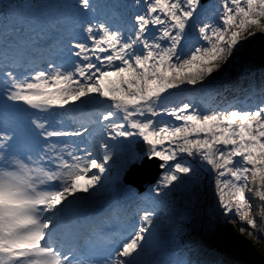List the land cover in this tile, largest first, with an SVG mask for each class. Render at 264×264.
I'll list each match as a JSON object with an SVG mask.
<instances>
[{"label":"snow or ice","instance_id":"snow-or-ice-1","mask_svg":"<svg viewBox=\"0 0 264 264\" xmlns=\"http://www.w3.org/2000/svg\"><path fill=\"white\" fill-rule=\"evenodd\" d=\"M70 8L59 41L68 58L19 72L26 42L0 44V264H142L162 198L184 177L195 182L186 158L213 174L226 222L259 241L264 228L248 216L254 200L264 203V103L206 109L176 103L174 90L207 87L244 41L264 34V0H71ZM145 160L161 174L139 223L103 251L78 243L88 223L77 214L81 195Z\"/></svg>","mask_w":264,"mask_h":264},{"label":"rangeland","instance_id":"rangeland-1","mask_svg":"<svg viewBox=\"0 0 264 264\" xmlns=\"http://www.w3.org/2000/svg\"><path fill=\"white\" fill-rule=\"evenodd\" d=\"M100 2L127 5L133 3L134 0H100ZM210 2L216 3L217 0H210L207 4L211 5ZM70 3L71 0H0V28L7 25L10 33L0 34V44L9 38L15 39L18 35L21 36L16 32L14 35L11 34V25L16 23L17 30L22 28H26L22 30H30L29 38H27L30 41V47L26 43L28 48L25 53V55L28 54L26 60L33 58L31 56L38 57L40 54L41 45H32L33 40L42 41L43 46L50 43L38 68H44L48 61L59 62L68 58L67 49L59 41L71 22ZM135 11L131 8L120 9V13L124 16L133 15ZM32 33L37 35L32 36ZM40 36L46 37L40 40ZM34 64L36 63L33 60L24 67L19 65L17 71L37 69L33 67ZM261 76L264 77V34L257 32L255 37L243 42V46L235 54V59L216 74L211 84L205 82L207 87L201 88L198 85L193 90L185 86L182 90H174L175 102L191 101L203 108L217 110L226 106L243 110L255 109L264 103V88L262 94L256 95L254 106L242 107L238 103L243 96H247L252 82H261ZM236 80L238 81L231 83ZM234 89L235 93H233ZM236 90L239 91L240 99L235 102ZM213 102L217 105H212ZM94 135L99 138V131H95ZM76 140L79 143L80 138ZM186 159L196 170L195 176L191 178L195 182L192 183L189 177H184L185 183L179 189H173L167 198H162L163 203L158 208V218L155 221L156 238L146 245V252L140 257L142 264H162L163 261L179 257L189 261L192 254L200 257L201 261L206 264H216L218 257L221 256L219 252L225 254V257L220 259L221 264H255L257 260L254 256L241 253L238 248L232 246L233 243H239V238L242 236H248V232L241 235L240 222L233 227L222 216L214 195L213 174L198 160ZM103 185L98 191L87 195L82 194L80 197L84 203H97L102 207L99 209L101 214L87 221L86 226H94V232L89 236H84L80 244H83L85 239H89L101 251L127 235L132 230V226L139 223L137 210L145 206L153 186H147L143 194H139L133 188L129 192L123 178L119 181L112 178L103 179ZM115 206L116 209H113ZM257 208L261 210V214H264L262 202L254 200L248 219L253 218V210ZM102 211L107 213L104 218H101L104 216ZM245 227H247L246 222ZM262 228L264 225L257 224L255 231L259 232ZM98 233L100 237L97 236ZM247 238L243 242L246 245L250 239L257 241L255 236ZM210 247H218V252L214 253L216 260H212L213 256L207 251ZM258 247L264 250V236L260 237ZM191 264H199V262H191Z\"/></svg>","mask_w":264,"mask_h":264},{"label":"water","instance_id":"water-1","mask_svg":"<svg viewBox=\"0 0 264 264\" xmlns=\"http://www.w3.org/2000/svg\"><path fill=\"white\" fill-rule=\"evenodd\" d=\"M207 0H203L206 2ZM143 144L137 145L139 151L143 148ZM159 162L156 160L143 161L140 165L135 164L126 173L125 182L129 185L137 187L140 191H144V186L148 183L154 184L161 174V169L158 167Z\"/></svg>","mask_w":264,"mask_h":264},{"label":"trees","instance_id":"trees-1","mask_svg":"<svg viewBox=\"0 0 264 264\" xmlns=\"http://www.w3.org/2000/svg\"><path fill=\"white\" fill-rule=\"evenodd\" d=\"M251 88H252V93L248 95V97L244 100V105H248L252 103L253 97L254 95L261 94L263 92V85L259 86V85H252L251 84ZM255 212V217L257 218V224H261L263 225L260 220L259 217H261V215L259 214V212L254 211ZM248 236H242L241 238H239V243H233V247L238 248V250L241 253H245L247 255L250 256H254L256 258V262L255 264H264V250H260L258 247V241L254 240V239H250L249 243H247V245L243 242H245V240H247ZM231 247V246H230ZM218 264V263H217ZM220 264V262H219Z\"/></svg>","mask_w":264,"mask_h":264},{"label":"bare ground","instance_id":"bare-ground-1","mask_svg":"<svg viewBox=\"0 0 264 264\" xmlns=\"http://www.w3.org/2000/svg\"><path fill=\"white\" fill-rule=\"evenodd\" d=\"M22 34H25V32L24 33H22ZM39 43V42H38ZM27 50H28V48H27ZM26 50V51H27ZM41 50V52H40V54H39V56L38 57H34V56H31V57H33V58H31V59H29V60H21V63L22 64H24V65H26V64H28L29 62H32L33 60L35 61V63L37 64V66H39L40 65V61H42V58H43V53H45L47 50H48V47L47 46H44V48H41L40 49ZM26 55H28V54H26ZM36 55H37V53H36ZM50 60H51V58H50ZM37 66H35V67H37ZM86 234L87 235H90V234H92L93 232H94V228L92 227V226H90V227H87L86 228ZM65 236V235H64ZM97 244V243H96Z\"/></svg>","mask_w":264,"mask_h":264}]
</instances>
